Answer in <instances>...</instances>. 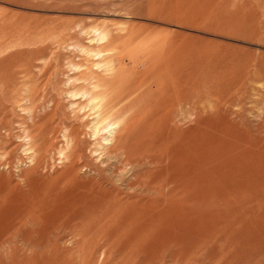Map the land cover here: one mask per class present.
<instances>
[{
    "label": "rangeland",
    "instance_id": "374dc122",
    "mask_svg": "<svg viewBox=\"0 0 264 264\" xmlns=\"http://www.w3.org/2000/svg\"><path fill=\"white\" fill-rule=\"evenodd\" d=\"M171 47L183 65L168 72ZM113 58L117 77L142 81L126 116L168 95L172 146L196 180L173 222L65 221L62 192L39 199L49 209L30 189L63 173L77 142L78 181L133 191L87 100ZM0 264H264V0H0Z\"/></svg>",
    "mask_w": 264,
    "mask_h": 264
},
{
    "label": "bare ground",
    "instance_id": "6f19581e",
    "mask_svg": "<svg viewBox=\"0 0 264 264\" xmlns=\"http://www.w3.org/2000/svg\"><path fill=\"white\" fill-rule=\"evenodd\" d=\"M114 36L116 35L114 34ZM102 38L103 35L101 36V39ZM172 49L174 48L171 47V49L167 48L163 50L160 56L158 57L159 61L161 62V64L159 65H162V68H164V70H167L168 72L171 71L169 69H174L177 67L179 68L180 67L179 64H181L180 57L182 55H180L179 57L178 51H176V49L175 51ZM97 54L99 53L97 52ZM100 58H104V57L101 56ZM113 61L114 58L108 61L110 63L112 62V65L110 66L108 65L110 68H106V71L109 72L108 78H99L97 76L94 77L93 74L94 79H89L93 81L87 83L90 85V89H89V93H87L88 98L87 97L86 98L89 102L92 103L91 107L95 111L94 113L96 114L95 122L92 125L93 134L97 135V133L102 132L103 129H106V132L109 133L107 137L106 136L102 137L104 144L102 146V151L103 154L105 155L106 160L108 159L117 160L122 167L126 166L129 168L130 175L133 177L132 178L133 180H131V182H128L129 179L126 180L127 181L126 186L132 189L133 191L127 194H123L122 192L119 191V189H117V186L116 187L112 186L109 189L102 187L101 183L96 180H90L88 183H82L78 181L76 179V174L74 171L76 169V165L73 163V161L71 163V159L74 156L80 158L82 153L81 152L82 147L78 146L76 141H75L76 144L74 145L73 143L71 144L73 149L72 152L70 151V155L68 156V159L70 161L68 160L69 164L68 166L66 165L67 167L65 168L64 172L60 174L57 173L56 176L54 175L55 177L51 176V178H49L45 182V184H43V187L39 189H35L33 187L34 185L33 184L30 187V189H32L34 193L35 192L42 193L41 197H39L40 196L39 193L38 194L36 193L35 196L33 195L35 198L38 195L39 198L37 197V199L39 200L40 198H43L45 196L47 202L49 201L50 203H52V200H54L55 195H56L55 197L56 199L57 195L62 192L60 194V196L61 195L62 196L59 205V209L62 211L61 216L63 214V210L65 212L66 211L69 212V213H65L66 215L64 214L65 217L63 219H65V221L71 222L72 220L77 219L78 221L86 223L87 226L91 225L90 223L87 222L108 223L111 221H120L125 223L129 222V223H140V224H147V223L153 224V223H164V222L168 223L171 221L173 222L178 218V214L181 211L180 209L182 204L186 201H192L194 184L196 180L194 173H191L190 171L186 172L184 170L185 166L183 164V159H180L181 158L180 155H183L180 153L181 150L179 151L177 149L178 151L177 154L175 152L176 151L175 148L172 146L173 143L172 139L174 138V133H171L170 126H168V121L171 120V116L170 114H167V110L165 111V108L169 107L170 105L168 102L169 105L167 106L168 95L167 96L159 95L158 98L160 102L158 104H156L157 102L153 104L148 103L149 101H145L147 103L143 102V104L140 103L142 104L143 109L134 114L137 115L135 118H132L133 114L131 115L127 114L126 116L125 112L129 110L131 106L133 107L134 104L137 103L138 99L143 98L141 94L137 96L135 99L134 98L130 100L127 99L133 93L134 89L136 88L135 86L141 84L142 81L134 80L126 76L120 78L117 77V73L120 71V67L117 64V61L116 63H113ZM159 61H157V63H159ZM100 65H102V63ZM97 66L99 67V65ZM159 67L161 68V66ZM175 74L176 77H179L177 76V73ZM151 75H153V72ZM88 76L86 78H89ZM153 81H151V83ZM177 85H179V83ZM99 87H101V89L97 90V88L99 89ZM173 89H175V87ZM178 89H180L179 86ZM175 91L177 90H174V93ZM180 92L182 93L181 90ZM147 96L148 95H146V97ZM152 97H154V95H152ZM181 97L176 98V100H178L177 102H182V103L184 102L185 99L183 100V98L180 101L179 98ZM147 99L148 97L146 98V100ZM120 102H122L121 107L119 106L120 109L114 111L113 110L114 107ZM176 104L180 105L179 103ZM189 104L192 105L193 103L191 104L190 102ZM154 106L157 108L156 112L158 113L157 114L158 116L157 117L155 116L156 117L155 119L152 118L153 117L152 110L153 112L155 111V109H152ZM104 111L121 115L123 120L120 122L118 121L111 122V121H105L104 119H100L101 116L104 114ZM74 129L76 130V128ZM75 133L77 134V131ZM75 133L73 134L75 135ZM71 138L73 137L71 136ZM41 143L44 144L45 141L42 139ZM32 151L34 150L32 149ZM62 154L63 153H61V155ZM149 164H155V165L153 167L152 166L148 167L147 165ZM116 166L117 165L113 167ZM101 171L104 170L96 168V172L99 175ZM104 181L106 182L105 178ZM121 181H123L122 178H120V184ZM35 201H36V205H38L37 200ZM35 201H32L33 205ZM29 203H31L30 199H29ZM43 203L45 202L42 201L40 204L42 205ZM45 204H43V206L46 207L47 205ZM40 208L42 211V207H39L38 209L40 210ZM78 221L76 222L77 225H78ZM66 224H68V222ZM74 227L76 228V225H74ZM81 227L82 226L80 225V229Z\"/></svg>",
    "mask_w": 264,
    "mask_h": 264
}]
</instances>
